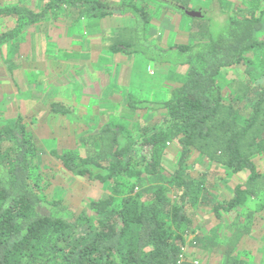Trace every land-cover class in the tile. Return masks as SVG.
Listing matches in <instances>:
<instances>
[{
  "label": "trees",
  "instance_id": "1",
  "mask_svg": "<svg viewBox=\"0 0 264 264\" xmlns=\"http://www.w3.org/2000/svg\"><path fill=\"white\" fill-rule=\"evenodd\" d=\"M33 1H38L39 12L25 4L0 8V21L13 18L18 23L0 35V44L13 39L23 25L42 20L77 24L125 17L131 25L108 34V50L143 53L147 62L184 65L187 73L162 102L129 99L134 112L161 113L160 121L139 127L136 136L105 123L82 135L84 155L74 148L52 152L66 176L106 189L105 197L89 200L78 213L79 208L73 211L61 199H42L43 178L35 163L40 149L26 119L0 123V264H198L191 251L234 264L255 213L248 214L249 224L241 219L222 233L220 229L224 215L264 194V173L256 162L264 155V83L253 88L250 81L236 79L239 86L228 87L227 100L220 82L228 69L243 63L253 67V58L264 53V0L251 7L236 5L218 32H213L214 18L206 23L195 18L197 44L166 49L148 39L151 4L186 12L194 10V0ZM165 52L175 54L159 58ZM51 111L63 116L71 112L64 104L52 105ZM172 144L180 149L177 169L170 173L163 158ZM191 158L223 167L229 175L247 174V180L232 186L228 199H216L213 185L189 171ZM197 209L211 210L219 223L210 229L212 235L188 241Z\"/></svg>",
  "mask_w": 264,
  "mask_h": 264
},
{
  "label": "rangeland",
  "instance_id": "2",
  "mask_svg": "<svg viewBox=\"0 0 264 264\" xmlns=\"http://www.w3.org/2000/svg\"><path fill=\"white\" fill-rule=\"evenodd\" d=\"M220 2L222 5H220ZM255 2V0H194V10L192 11H200L204 16L196 19L205 23L208 20L213 21L214 18L215 23H212L213 32H218L222 30L221 28L225 24L223 21L236 5L251 7L252 3ZM262 5L264 6V3ZM151 8L152 19L151 25L148 28V39L152 45L160 49H166L178 44H197V40L192 36V31H194L192 24L195 18L188 16L186 12H182L173 6L151 4ZM89 30L88 26L84 25L82 35L90 33ZM76 44L82 48L76 49V52L72 55L68 54L70 58L63 56L59 60L57 57V61H53L56 64L53 68L52 79L56 83L58 82L66 86L72 81V75H76V84L73 86L76 87V91L79 90L81 92H83L85 84L88 83L87 85H89L90 81L93 83L97 81L98 95L105 97L108 94L109 98L107 101L104 98H98L94 104L88 102L89 97L83 98L80 95L76 103V116H70V119H65L66 122L61 125L62 130H70L71 134L76 136H73L74 139L71 141H65L64 144H67L68 149H76L81 155H84V152L80 144V139L82 135L88 132H94L102 126V124H98L99 118L105 119L107 123L110 122L114 125H120L122 123L126 132L134 134L135 136L137 135V129L139 127L160 121V112L140 111L137 113L136 111H132L128 107L129 99L138 101L141 98L139 95H144L148 100L150 98L155 100L152 102H162L169 98L173 88L183 84L186 78L187 67L184 65H175L170 62L166 65L156 66L157 64L153 62H147L145 60L146 55L143 53L132 54L129 52H121L113 54V52L108 50L100 60H97L98 62L93 61L92 69H90L88 61L91 59L90 56L95 60L96 54L91 49L90 53L86 50H88L87 46L89 45L90 47L92 43L88 37H80L76 40ZM51 47L54 48L52 44ZM101 48L102 46L100 45L98 49ZM0 49V63L9 70L7 75L9 79L11 77V83L12 81L14 83V85L12 84L13 89L19 90L23 86L22 82L24 79L22 77V69L20 68L22 67V59L17 54L14 57V53L17 52L15 46L7 45L6 47H0ZM174 54L175 52H172V54L166 52L161 53L159 58L162 56L164 59H169ZM10 55L12 58H10ZM251 57L253 58V56ZM253 59V67H248L243 63L240 66L228 69L222 75L220 85L222 89H225L224 93L227 100L229 99L228 87L236 89L239 86L235 81L236 79L250 81L253 88L264 83V53ZM104 60L107 61L108 66H105L106 63L103 62ZM11 72H18L19 74L12 75ZM2 83V79H0V88ZM72 92V88H67L65 90L66 98L73 95ZM74 93L76 95V92ZM92 99L89 98L91 101ZM9 102V95H6L0 101V111ZM93 115L97 117H93ZM38 120L40 121V119ZM7 121H10L9 117L6 119L0 115V123ZM31 124V131L38 126H42V124L39 125L36 121H33ZM50 134L45 133L42 135V141L37 139L40 150L37 152L38 158L35 160V163L37 164L36 171L43 178L44 194L42 195V199H61L71 204L72 210H78L76 212L78 213L81 211V207L89 202V200H98L105 197L107 195L106 189L104 186L91 184L80 178L66 176L62 171V166L57 164L50 156L53 151L63 152L67 148L64 147L62 141H59L60 145L57 147L58 142L55 140L56 136ZM48 136L53 137V140L47 139ZM179 149V146L176 144H172L166 149L163 166L170 173H173L177 169ZM197 159L191 158L189 161V171L195 172L206 183L213 185L212 193L216 199H228L231 196V187L235 186V184L244 183L247 180V174L229 175L225 168L209 164L206 165V163L200 160L197 161ZM256 162L264 173V155L260 156ZM203 174H206L207 177H203ZM76 208L79 209L76 210ZM250 212L255 213L253 214L254 219L253 225L251 226V234L245 237L243 243L236 249L234 255L236 258L235 263L264 264V194L259 198L250 200L246 206L233 214L224 215L222 219L224 227L220 229V232L222 233L225 227L231 223L235 224L241 219L244 224H249L248 214ZM217 223L219 222L214 218L211 210L197 209L193 214V234L187 238L188 241L194 235L200 234L204 237L210 235L213 232L210 229L217 228ZM189 256L192 260L198 262V264H225L223 257L209 252L191 251L189 252Z\"/></svg>",
  "mask_w": 264,
  "mask_h": 264
},
{
  "label": "crops",
  "instance_id": "3",
  "mask_svg": "<svg viewBox=\"0 0 264 264\" xmlns=\"http://www.w3.org/2000/svg\"><path fill=\"white\" fill-rule=\"evenodd\" d=\"M20 4H25L36 12L40 11L38 1L0 0V8L3 9ZM17 25L18 23L14 21L13 18L0 21V35ZM84 25L90 27V33L82 35ZM129 25H131L130 21L125 17L108 18L98 22L93 21L91 23L83 20L77 24L72 20H42L34 24L23 25L22 28L17 31L13 39H8L5 43L0 44V47H6L7 45L16 47L17 52L14 53V57L17 54L18 56L20 55L22 59V67L20 68L22 69V77L24 78L22 88L19 90L13 89L12 86L14 83L13 81L11 83V77L9 79L7 75L9 70L0 63V79H2L3 82L0 88V101L3 100L6 95H9L10 98V102L6 106H3L4 109L0 111V115L6 119L9 117V120L22 116L26 119L30 127H32L31 123L33 121H36L39 125L42 124V126L32 129L34 134L37 133L36 139L42 141V135L45 133L54 134L56 136L55 140L58 142L57 147L60 145L59 141H62V144H64L65 141L74 139V135L71 134V131L62 130L61 125L66 122L65 119H70V116H76V103L78 102L77 100H79V96L81 95L83 98H93L92 101L88 98V102L95 104L98 98H104L106 101L109 100L108 94H106L105 97L98 95L97 81L95 83L90 81L89 85H87L88 83L85 84L83 92L79 90L76 91V87L73 86L76 84V75H72V81L66 86L58 82L56 83V81L52 79L53 68L56 64V62L54 64L53 61H57V57L59 60H61L63 56L70 58L68 54L72 55L76 52V49L82 48L77 46L76 40L80 37H88L92 45L89 47V45L86 44L88 45V50L86 51L90 53L91 49L96 54L95 60L90 56L91 59L88 61L89 68L92 69L93 61L98 62L97 60H100L108 51L105 45V38H107L108 34L118 27ZM51 44L54 48L51 47ZM100 45L102 48L98 49ZM67 50H71L72 52ZM10 58H12V56ZM103 62L106 63L105 66H108L107 61L104 60ZM156 66L161 65L157 64ZM16 73L19 74L18 72H13L12 75ZM101 87H103V85H101ZM67 88L73 89V95L69 98L65 96V90ZM74 92H76V95ZM139 97H141L140 100L147 99L144 95H139ZM151 101L155 100L151 99ZM54 104H64L70 108L71 112L67 116L54 114L51 111V107ZM126 106L128 105L126 104ZM97 116L93 115V117ZM38 119H40V121ZM99 123L103 126L107 122L105 119L99 118L98 124ZM44 124L45 126H43ZM120 125L122 126V123H120ZM47 139L53 140V137L48 136ZM64 147L67 148V144H64Z\"/></svg>",
  "mask_w": 264,
  "mask_h": 264
},
{
  "label": "water",
  "instance_id": "4",
  "mask_svg": "<svg viewBox=\"0 0 264 264\" xmlns=\"http://www.w3.org/2000/svg\"><path fill=\"white\" fill-rule=\"evenodd\" d=\"M186 14L192 18H201L202 13L200 11H186Z\"/></svg>",
  "mask_w": 264,
  "mask_h": 264
}]
</instances>
